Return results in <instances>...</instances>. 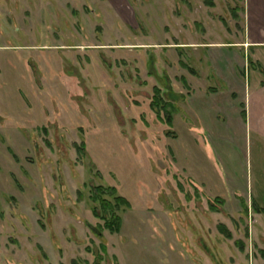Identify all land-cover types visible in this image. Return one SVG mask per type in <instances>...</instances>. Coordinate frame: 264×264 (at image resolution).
<instances>
[{"label":"rangeland","instance_id":"374dc122","mask_svg":"<svg viewBox=\"0 0 264 264\" xmlns=\"http://www.w3.org/2000/svg\"><path fill=\"white\" fill-rule=\"evenodd\" d=\"M212 1L0 0V264H264V154L217 77L244 0Z\"/></svg>","mask_w":264,"mask_h":264},{"label":"crops","instance_id":"0c3cea01","mask_svg":"<svg viewBox=\"0 0 264 264\" xmlns=\"http://www.w3.org/2000/svg\"><path fill=\"white\" fill-rule=\"evenodd\" d=\"M242 10V40L237 43H223L226 45L223 46V49L232 54L233 63L232 73L217 74L220 79L219 87H221L220 85L226 87L224 88L226 93L220 104L226 102L236 110V115L240 114V120H243L245 130L254 134L258 147L262 149L260 154H264V0H244ZM240 52L245 55L249 65H246V62L242 65L238 63L235 54L240 56ZM229 57L231 56L229 55ZM225 62L222 61V63ZM186 65L188 66V64ZM222 67H225L224 64ZM190 71L191 73L195 72L192 68ZM241 74H244L245 78H242ZM247 74L249 76L248 84L244 82ZM207 90L217 92L215 88ZM189 98L191 99L190 105H192L194 94H191ZM214 113L218 114V112Z\"/></svg>","mask_w":264,"mask_h":264},{"label":"trees","instance_id":"16d2710c","mask_svg":"<svg viewBox=\"0 0 264 264\" xmlns=\"http://www.w3.org/2000/svg\"><path fill=\"white\" fill-rule=\"evenodd\" d=\"M205 4L208 6H214V3L212 0H205ZM185 67H188L187 65H184ZM189 68V67H188ZM152 105L156 108H161L165 110L166 112H172L173 104L170 102L165 101L161 96V91L158 88H155V94L153 97ZM170 109V110H169ZM169 117V123H171V115ZM99 193L98 197H94L93 200L95 202H99L100 209L102 212V219L105 221L104 228L111 231V232H119L122 227V217L116 214V210H118L121 206H128V202L123 197H115V203H112L110 200L103 197V193H106V190L99 186L95 190ZM111 194L113 195V192L111 191ZM110 213V214H109ZM110 215V217H108ZM219 230L221 233H223L227 238H231L232 234L231 232L226 228L225 225L221 224L219 225ZM241 242V241H240ZM239 243V241H238ZM242 243V242H241ZM104 247V246H103ZM105 249V247H104Z\"/></svg>","mask_w":264,"mask_h":264}]
</instances>
